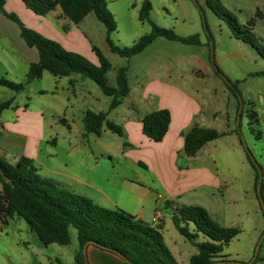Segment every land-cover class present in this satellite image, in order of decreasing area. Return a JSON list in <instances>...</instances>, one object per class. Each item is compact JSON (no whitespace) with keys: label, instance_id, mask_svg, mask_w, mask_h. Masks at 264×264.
<instances>
[{"label":"rangeland","instance_id":"374dc122","mask_svg":"<svg viewBox=\"0 0 264 264\" xmlns=\"http://www.w3.org/2000/svg\"><path fill=\"white\" fill-rule=\"evenodd\" d=\"M145 1L106 0L107 9L117 27L111 35L117 47L129 48L141 37L150 34L151 26L139 21V12ZM149 1L152 8L150 17L159 28L174 30L181 37L198 35L201 45H184L158 38L141 54L130 59L122 58L111 51L106 41L105 26L95 14H90L79 26V31L89 37L83 33L89 50L86 51L79 45L72 44V47L82 54H89L90 51L95 58L97 56L92 50L93 46L103 53L112 65L106 76L107 83L112 88L117 86L119 69L127 68L129 85L136 90V96L128 95L118 110L109 111L112 98L106 96L94 81L83 78L87 90L91 93L89 99L92 101L87 105L83 99L72 100L76 105L75 112L68 113V120L73 126L72 133L62 124H59L58 128L48 130L58 141V164L67 163L76 179H93L95 186L103 188L106 194H103V201H98L101 207L123 210L141 217L148 224H153V218L157 214H163L165 224L162 234L167 246L175 250L177 242V246L192 257L198 252L197 249L179 234L172 221V211L167 209L166 212L162 206L163 199L159 198V194L167 197L169 191L162 190L155 183L153 172L138 163L139 155L144 150L139 152V148L131 144L129 139L125 145L127 116L135 112L136 107L146 111L151 106V103L143 100L144 91L156 92L162 100L166 99L172 103L175 102L172 96H166L164 85L183 92L191 97L199 108L192 126L213 129L221 137L207 144L195 158H177V169L179 167L183 171L189 168L202 170L205 185L194 196L185 197L179 207L201 206L222 226L238 229L239 235L229 243L223 254L230 261L248 264L264 235V213L255 192L256 171L248 160L240 138L244 139L257 163L264 169V77L259 76L264 71V60L250 44L234 36L228 23L214 12L212 6L219 3L232 13L236 19L235 29H252L258 43L264 47V0ZM15 15L21 20V14ZM57 22L61 23V20L58 19ZM68 23L72 29H76L77 26L72 22ZM60 26L58 28H61ZM60 31L65 34L63 29ZM72 47L68 48L72 50ZM85 58L91 62V59ZM96 59L99 62L98 58ZM46 77L45 80L30 84L20 95L2 88L0 102L18 96L17 105H27L33 107V110H38L44 105L45 99L53 97L51 93L45 98L37 94L40 85L50 90L54 87V80H59L51 74ZM232 85L238 86V98L231 90ZM87 110L108 113V119L120 126L125 136L115 135L107 128L103 129L100 136H85L83 113ZM253 113L257 115L258 125H251L254 122ZM254 128L255 133L262 132V139L256 138L252 131ZM81 134H84V138L90 137V142L85 146L78 145L79 152L76 156L68 158L70 140H81ZM127 151L132 153H128L131 156L126 157ZM83 154L88 158L87 163L83 161ZM95 198L100 200L98 198H102V195ZM146 199L147 202L144 201ZM161 221L164 220L158 218L157 225ZM176 238H179V241ZM71 240L72 244L66 247L56 244L44 246L24 220L16 217L9 220L8 225L0 222V264H56V259L62 260L64 264H76L71 257L72 252L78 248L75 229H71ZM204 241L203 236L197 239V242ZM262 245L260 258H264V240ZM184 260L181 264H189V261Z\"/></svg>","mask_w":264,"mask_h":264},{"label":"trees","instance_id":"16d2710c","mask_svg":"<svg viewBox=\"0 0 264 264\" xmlns=\"http://www.w3.org/2000/svg\"><path fill=\"white\" fill-rule=\"evenodd\" d=\"M22 1L27 9L41 17H46L60 9L62 17L75 25H79L90 14H95L106 28V41L111 51L126 59L141 54L158 38L180 42L184 45H201L198 35L181 37L174 30L159 28L150 17L152 8L149 0H146L140 9L139 21L151 26L150 34L141 37L131 47L124 49L117 47L111 39V35L117 27L113 16L107 9L106 0ZM4 5L5 0H0V12L18 24L25 43L38 50L39 61L29 66L25 82L15 83L1 78L0 87L19 94L26 85L40 80L45 72L55 78L81 75L83 78L94 81L106 96L112 98L109 111L116 110L121 106L123 100L130 93L127 68L119 69L117 86L116 88L110 87L106 76L111 71L112 65L97 47L93 46L92 50L99 60V66L93 65L80 54L67 51L60 43L26 28L15 14L5 11ZM212 9L228 23L238 40L250 44L264 60V47L258 43L252 29L249 28L246 31L235 29L234 15L219 3L217 6H212ZM259 76L264 77V71ZM231 90L238 98L240 94L238 86L232 85ZM240 105L239 101L238 109H240ZM11 108H18L15 105V98L0 103V117L4 111ZM252 117L254 122L251 125H258L257 115L253 113ZM84 125L85 136L88 134L100 136L103 128H107L120 137L125 136L123 129L111 122L106 112L88 111L84 117ZM170 125L171 112L167 109L157 110L143 118L142 132L150 141L161 143L166 137ZM252 131L255 133L256 129L254 128ZM255 134L258 140L262 139L261 131ZM183 137L185 155L188 158H195L207 144L216 141L221 135L213 129L195 125L184 132ZM240 142L243 146L241 138ZM247 157L256 171L255 192L259 199L257 194L259 171L248 153ZM260 168L264 175V169L261 166ZM0 185V222L3 225H8L9 220L16 217L24 220L31 232L44 246L53 244L70 246L72 243L71 229H75L79 246L75 255L76 264H86L83 250L89 242H94L96 248L121 258L125 264H179L165 242L162 224L153 226L123 210L101 207L85 196L62 189L52 180L42 178L31 159L23 157L19 163L13 165L0 157ZM263 191L264 179L261 191L264 199ZM165 206L172 211V221L179 234L189 240L198 251L191 257L190 264L230 261L223 253L229 243L239 235L238 229L222 226L201 206L175 208L169 202H166ZM200 236L205 238L204 242H197ZM257 262L264 263V258H260L258 255L254 264ZM56 264L64 263L60 259H56Z\"/></svg>","mask_w":264,"mask_h":264},{"label":"crops","instance_id":"0c3cea01","mask_svg":"<svg viewBox=\"0 0 264 264\" xmlns=\"http://www.w3.org/2000/svg\"><path fill=\"white\" fill-rule=\"evenodd\" d=\"M4 9L9 14H21V20L26 28L41 34L47 39L60 43L67 51L70 50L68 47H72V44L79 45L80 48L86 51L89 50L87 42L83 37L84 32L81 33L79 31V26L90 15L79 25L74 24L77 27L76 29H72L69 25L70 23H68L71 21L62 17L60 9L55 10L46 17H41L27 9L22 0H5ZM58 19L61 20V23L57 22ZM59 26L61 28H58ZM61 29L64 30L65 34L63 32L61 33ZM84 35L87 36L85 33ZM87 38L89 37L87 36ZM74 49L72 47V50L69 52L82 54V52ZM91 54L89 51V54L82 55L91 59L90 61L94 65L99 66L97 57L95 58V55ZM38 61V50L29 47L22 39L18 25L10 21L0 12V79L3 78L15 83H23L26 80L29 66ZM47 74L49 73L45 72L40 80H45ZM64 79L67 81H64ZM84 82L86 81L81 75H73L71 77L59 78V80L55 79L53 83L54 87L50 88V90H46L47 88L40 85L37 94L45 98L51 93L53 97L51 99H45L43 101L44 105H41L38 110H33V107L27 105H22V107L17 105L16 101L18 96L9 98L8 100L15 98V105L18 108L6 110L0 117V157L13 165L19 163L23 157L31 159L41 177L52 180L62 189L88 197L100 205L98 201H103V194H106V192L103 188L95 186L93 179L87 178L85 181L76 179L70 172L71 170H69L67 163L58 164L60 160V156L56 151L58 141L53 138V134L48 132V130L58 128V125L62 124L69 133H72L73 126L68 120V113H73L76 109V105L72 100L74 98L79 100L83 99L87 105L92 101L89 99L91 93L87 90ZM29 85H26L22 92L27 90ZM129 87V96H136V90H133L130 85ZM2 88L4 87H0V90ZM163 89L166 96H172L173 102L175 103L166 99L162 100L160 96H157L156 92L148 93V90L147 92L144 91L142 96L143 100L151 103V106L146 111L136 107L135 112L127 116L125 128L127 131V144L129 139L131 144L139 148V152L144 150L139 155L138 163L153 172L152 174L156 178L155 183L162 190L169 191L167 197L159 194V198L163 199L162 206L167 212L166 202L171 203L175 208L179 207V203L185 197H188V195L194 196L205 185L203 183L204 179H202L204 177L202 176V170L195 171L189 168L187 171H183L181 168L178 167L177 169L176 167L178 157H187L184 153L183 133L188 131L194 124L199 108L190 99L191 97L183 92H179L166 85H164ZM162 109H167L171 112V125L164 140L161 143H154L143 135L142 120L147 114ZM87 111H84V113ZM84 113L83 115H85ZM81 135L82 139L77 142H74L72 139L70 140V146L67 149L68 158L72 159L76 156L75 154L79 152L77 149L78 145L85 146L90 142V137L84 138V134ZM133 137H135V140H133ZM128 153L132 154L127 151L125 154L126 157L131 156ZM83 161L88 162L86 155L83 156ZM100 194L102 198H98L100 200H97L95 196L98 197ZM144 201L147 202V199ZM138 218L141 219V217ZM158 218L164 220L160 222V224L164 225L165 216L161 214V216L158 215ZM151 225L157 226V222H153ZM176 240L179 241V238H176ZM78 248L72 252L71 257L74 262ZM169 249L179 264L184 259L185 262L189 261L190 264L191 256H188L183 248L178 247L177 242H175V250ZM87 257L90 264H125L121 258L92 245L87 249Z\"/></svg>","mask_w":264,"mask_h":264},{"label":"water","instance_id":"95a60500","mask_svg":"<svg viewBox=\"0 0 264 264\" xmlns=\"http://www.w3.org/2000/svg\"><path fill=\"white\" fill-rule=\"evenodd\" d=\"M239 118H240V113H239ZM242 144H243V147L245 148L246 152L250 156V159L253 162L254 166L259 171V183H258V187H257V194H258V197H259V200H260V203H261L263 212H264V199H263L262 193H261V191H262V183H263V179H264L263 171L260 168L259 164L257 163V161H256L255 157L253 156L252 152L248 149V147H247L244 139L242 140ZM263 240H264V235L260 239L259 243L256 246L255 253H254V257H253L252 261L250 263H248V264H254V262L257 260L258 255H259V252H260L261 245L263 243ZM90 245L96 246V243L89 242V243H87L84 246L83 253H84L85 263L86 264H90L89 261H88V257H87V249H88V247ZM212 264H245V263H240V262H236V261H220V262H216V263H212Z\"/></svg>","mask_w":264,"mask_h":264},{"label":"built area","instance_id":"2783aa9c","mask_svg":"<svg viewBox=\"0 0 264 264\" xmlns=\"http://www.w3.org/2000/svg\"><path fill=\"white\" fill-rule=\"evenodd\" d=\"M157 219H158V215H156V217L154 218V223L157 222Z\"/></svg>","mask_w":264,"mask_h":264}]
</instances>
